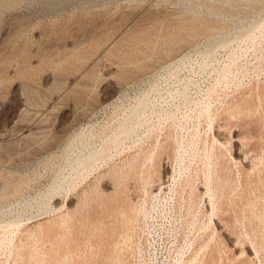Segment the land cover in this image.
Returning a JSON list of instances; mask_svg holds the SVG:
<instances>
[{
	"label": "rangeland",
	"instance_id": "1",
	"mask_svg": "<svg viewBox=\"0 0 264 264\" xmlns=\"http://www.w3.org/2000/svg\"><path fill=\"white\" fill-rule=\"evenodd\" d=\"M0 78V264H264V0H0ZM140 100L152 118L82 167L98 133ZM214 133L246 189L206 229L208 203L186 216V202L205 189Z\"/></svg>",
	"mask_w": 264,
	"mask_h": 264
},
{
	"label": "bare ground",
	"instance_id": "2",
	"mask_svg": "<svg viewBox=\"0 0 264 264\" xmlns=\"http://www.w3.org/2000/svg\"><path fill=\"white\" fill-rule=\"evenodd\" d=\"M182 23V22H181ZM157 24V23H156ZM204 25V24H203ZM182 26V25H181ZM180 26V27H181ZM255 26V25H254ZM177 27V26H176ZM258 27V26H257ZM192 28V27H191ZM260 28V27H259ZM258 28V29H259ZM183 29V28H182ZM254 29V28H253ZM257 29V30H258ZM205 30V29H204ZM180 31V30H179ZM260 31V30H259ZM147 32V31H146ZM249 32V31H248ZM153 33V32H152ZM251 33L252 32H249L248 34H250L251 35ZM247 34V35H248ZM254 34V33H253ZM114 35V34H113ZM146 35V34H145ZM245 35V34H244ZM143 36V35H142ZM173 36V35H172ZM150 38H151V36H150ZM173 38V37H172ZM238 38V37H237ZM249 38V37H248ZM149 39V38H148ZM172 40V39H171ZM180 40H182L181 38H180ZM241 39H239V41H240ZM249 40H250V38H249ZM107 41V40H106ZM136 41V40H135ZM134 41V42H135ZM152 42H154V41H152ZM179 42V41H178ZM222 42V41H221ZM243 42V41H242ZM155 43V42H154ZM94 44V43H93ZM119 44V43H118ZM176 44H177V42H176ZM180 44V43H179ZM135 45V44H134ZM218 45H219V43H218ZM221 45V44H220ZM224 46V45H223ZM94 48V47H93ZM82 49V48H81ZM79 50V49H78ZM150 50V49H149ZM75 51V50H74ZM139 51V50H138ZM151 51V50H150ZM120 52V51H119ZM127 52V51H126ZM160 52V51H159ZM110 53V52H109ZM118 53V52H117ZM130 53V52H129ZM133 53V52H132ZM121 54V53H120ZM131 54V53H130ZM139 54V53H138ZM109 55V54H108ZM88 56V55H87ZM86 56V57H87ZM123 57V56H122ZM131 57V56H130ZM32 58V57H31ZM76 58V57H75ZM135 58V57H134ZM116 59V58H115ZM123 59V58H122ZM67 61V60H66ZM130 61V60H129ZM139 61V60H138ZM141 61H143V60H141ZM127 62V61H126ZM29 63V62H28ZM130 63V62H129ZM139 63H141V62H139ZM138 63V64H139ZM68 64V63H67ZM30 65V64H29ZM81 66V65H80ZM123 67V66H122ZM33 69V68H32ZM34 70V69H33ZM26 71V70H25ZM60 71V70H59ZM20 72H22V71H20ZM73 72V71H72ZM125 72V71H124ZM64 73V72H63ZM36 75V74H35ZM93 76V75H92ZM90 77V76H89ZM95 77V76H94ZM87 78V77H86ZM1 79V78H0ZM94 80V79H93ZM5 81V80H4ZM9 81V80H8ZM88 81V80H87ZM95 82V81H94ZM97 82V81H96ZM6 83V82H5ZM39 83V82H38ZM84 83V82H83ZM87 83V82H86ZM90 83V82H89ZM92 83V82H91ZM65 84V83H64ZM85 84V83H84ZM83 84V85H84ZM249 85V84H248ZM81 86H82V84H81ZM86 86V85H85ZM93 86V85H92ZM97 86H98V84H97ZM253 86V85H252ZM58 87V86H57ZM84 87V86H83ZM87 87H89V86H87ZM242 88V87H241ZM153 89V88H152ZM247 89V88H246ZM259 89V88H258ZM154 90V89H153ZM242 90V89H241ZM39 91V90H38ZM240 92V91H239ZM262 93V92H261ZM37 94V93H36ZM75 94V93H74ZM251 94V93H250ZM249 94V95H250ZM236 95V94H235ZM241 95V94H240ZM244 96H246V95H244ZM248 96V95H247ZM255 96V95H254ZM258 96V95H257ZM232 97V96H231ZM231 97H230V99H231ZM242 97V96H241ZM260 97V96H259ZM40 98V97H39ZM253 98V97H252ZM139 99V98H138ZM143 99V98H142ZM141 99V100H142ZM145 99V98H144ZM234 99V98H233ZM138 101V103L131 109H127V110H125L124 111V117L123 118H121V119H118V120H113V122H111L112 123V127H110V134H108V133H106V132H102V133H98V137L99 136H107L106 138H103V140H101L102 142L99 144V146L98 147H95V145H94V147H92V149H90L89 150V152L87 153V154H85V153H82L81 155H79V157H78V162H79V164L83 167V166H87V165H92V164H95V163H98L99 162V160H100V158L102 157V155L103 154H105V152H106V148L103 146V143L105 142V141H108V140H113L114 142H116V141H118L119 142V139H118V137L119 136H125L124 138L125 139H123V142L124 143H126L125 141H126V138H130L133 134H135L136 132H137V129L136 128H138L139 126H141V125H143V124H146L151 118H152V116L149 114V115H146V113L148 112V111H150L148 108V106H147V104H145L144 105V103L142 102V101ZM232 100V99H231ZM238 100V99H237ZM144 101V100H143ZM256 101V100H255ZM237 103H239L238 101H236ZM236 103V104H237ZM244 103H245V101H244ZM257 104V103H256ZM229 105V104H228ZM233 105V104H232ZM249 105V104H248ZM261 105H262V103H261ZM260 105V106H261ZM240 106H241V104H240ZM250 106V105H249ZM229 107V106H228ZM248 107V106H247ZM251 107V106H250ZM226 108V107H225ZM254 108V107H253ZM259 108V107H258ZM263 108V107H262ZM151 109V108H150ZM229 109V108H228ZM238 109V108H237ZM241 109H243V107L242 108H240L239 110H241ZM226 110V109H225ZM247 110V109H246ZM253 110L254 109H252V112H253ZM258 110V109H257ZM151 111H152V109H151ZM227 111V110H226ZM229 111V110H228ZM245 111V110H244ZM250 111V110H249ZM231 112V111H230ZM232 112H233V114L235 113L234 112V110H232ZM240 112H242V111H240ZM258 112V111H257ZM223 113V112H222ZM227 112H225V114H226ZM239 113V112H238ZM244 113V112H243ZM248 113H250V112H248ZM254 113V112H253ZM144 114V115H143ZM224 114V115H225ZM232 114V113H231ZM230 114V115H231ZM257 114V113H256ZM167 115V114H166ZM204 115V114H203ZM212 115V114H211ZM210 115V116H211ZM227 115H228V113H227ZM229 115V116H230ZM241 115H243V114H241ZM255 115V114H254ZM140 116H143L144 117V120L143 121H141V120H139L140 119ZM160 116L162 117V116H164V114H160ZM235 116V115H234ZM239 116V115H238ZM168 117V116H167ZM219 117V116H218ZM232 117V116H231ZM240 117V116H239ZM172 118V117H171ZM170 118V119H171ZM211 118V117H210ZM214 119H217V118H214ZM242 119V118H241ZM247 119H249L248 117H247ZM227 120V119H226ZM230 120V119H229ZM236 120H237V118H236ZM239 120V119H238ZM263 120V119H262ZM174 121V120H173ZM231 121V120H230ZM240 121V120H239ZM167 122V121H166ZM260 122V121H259ZM172 123V122H171ZM232 123V122H231ZM237 123V122H236ZM240 123V122H239ZM242 123V122H241ZM250 124V123H249ZM171 125V124H170ZM169 125V126H170ZM174 125V124H173ZM144 126V125H143ZM142 127V126H141ZM164 128H166V127H164ZM173 128V127H172ZM252 128V127H251ZM93 129V128H92ZM250 129V128H249ZM168 130V129H167ZM166 130V131H167ZM170 130H171V128H170ZM169 130V131H170ZM160 131V130H159ZM245 131V130H244ZM82 132V131H81ZM87 133V131H83L81 134H79V135H77L75 138H74V140L71 142V144H70V147H72L77 141H80V142H82V135L84 134V133ZM173 132V131H172ZM91 133V132H90ZM155 133V132H154ZM153 133V134H154ZM163 133H165L164 131H163ZM246 133V132H245ZM88 134V133H87ZM94 133L92 132V135H93ZM220 134V133H219ZM239 134H241V133H239ZM259 134V133H258ZM86 135V134H85ZM84 135V136H85ZM157 135V134H156ZM171 135V134H170ZM174 135V134H173ZM243 135V134H242ZM89 136H91V135H89ZM134 136H136V135H134ZM140 136V135H139ZM154 136V135H153ZM158 136H160V134L158 135ZM168 136V135H167ZM172 136V135H171ZM203 136V135H202ZM206 136V135H205ZM211 136V135H210ZM255 136V135H254ZM94 137V136H93ZM92 137V138H93ZM138 137V136H137ZM151 137V136H150ZM164 137H165V134H164ZM178 137V136H177ZM244 137V136H243ZM246 137H247V134H246ZM87 138H89V137H87ZM100 138V137H99ZM99 138H98V140H99ZM140 138V137H139ZM169 138V137H168ZM200 138V137H199ZM205 138V137H204ZM221 137H218L217 135H216V133H214V135H213V139H212V142H213V144H212V147L211 148H213L214 147V149L213 150H211L210 152H209V154L207 153L206 155H204V157H206L207 158V166H206V169L204 170V171H202V172H204V177H205V183H204V185H205V189H204V191H200L199 190V193H198V191L196 192L195 190V192L197 193V198H198V200H200V201H198L196 198H194V195L192 196V197H190L189 196V198H188V200H187V202H186V204H187V215L186 216H190V215H192V213L194 212V209H195V207L197 206V208H196V211H195V213H197V212H201V211H204L205 209H206V206H205V204H206V202L208 203V205H209V207H210V218H209V222H208V224L206 225V229H210L211 227H212V224H213V226H214V228H217L216 227V225H215V215L219 212V214H220V216H221V214L222 213H220V211L221 210H224V208H223V205L225 204V202L226 201H231L232 199L234 200L235 198L236 199H238L239 200V198H238V196L240 195V193H241V190L244 188V185H243V180H244V169L241 167V165L239 164V161H238V157H236V156H234L232 153H230V158H228V157H226V154L225 153H223L224 151H223V149H225L226 151L225 152H228V151H230V149L229 148H227V146L224 144V141L223 140H221L220 139ZM231 138H233V137H231ZM101 139V138H100ZM131 139V138H130ZM143 139V138H142ZM149 139V138H148ZM157 139V138H156ZM173 139V138H172ZM245 139V138H244ZM251 139V138H250ZM250 139H248V140H250ZM253 139V138H252ZM257 139V138H256ZM262 139V138H261ZM128 140V139H127ZM141 140V139H140ZM183 140V139H182ZM239 140V139H238ZM241 140V139H240ZM255 140V139H254ZM89 141V140H88ZM88 141H86V142H88ZM96 141V140H95ZM144 141H145V139H144ZM148 141V140H147ZM153 141V140H152ZM166 141V140H165ZM189 141V140H188ZM246 141V140H245ZM84 142V141H83ZM82 142V143H83ZM113 142V143H114ZM117 142V143H118ZM154 142V141H153ZM191 142V141H190ZM194 142V141H193ZM203 142H205V141H203ZM246 142H248V141H246ZM252 142V141H251ZM253 142H255V141H253ZM258 142V141H257ZM256 142V143H257ZM81 143V144H82ZM113 143L111 144V146L113 145ZM143 142H141V144H142ZM152 143V142H151ZM163 143V142H162ZM195 143V142H194ZM207 143V142H206ZM229 143V142H228ZM261 143V142H260ZM98 144V143H97ZM139 144V143H138ZM137 144V145H138ZM144 144H146V143H144ZM173 144V143H172ZM198 144V143H197ZM209 144V143H208ZM87 145H89V144H87ZM149 145H150V143H149ZM148 145V146H149ZM183 145V144H182ZM186 145V144H185ZM203 145H204V143H203ZM231 145V144H230ZM242 145V144H241ZM248 145H249V143H248ZM75 146V145H74ZM86 146V145H85ZM84 146V147H85ZM125 146V145H124ZM134 146V145H133ZM145 146H147V145H144V148H145ZM153 146H154V144H153ZM173 146V145H172ZM177 146H179V145H177ZM201 146V145H200ZM232 146V145H231ZM244 146H245V144H244ZM8 147V146H7ZM82 147V146H81ZM83 147V148H84ZM136 147V146H135ZM180 147V146H179ZM199 147V146H198ZM229 147V146H228ZM256 147V146H255ZM67 148V147H66ZM78 148V147H77ZM76 148V149H77ZM86 148V147H85ZM108 148V147H107ZM168 148V147H167ZM174 148V147H173ZM231 148V147H230ZM246 149H247V147H245ZM68 149H70V148H68ZM73 149V148H72ZM89 149V148H88ZM114 149H115V147H114ZM113 149V150H114ZM124 149V148H123ZM132 149V148H131ZM138 149V148H137ZM202 149H203V147H202ZM204 149H205V146H204ZM74 150V149H73ZM87 150V149H86ZM110 150V148L108 149V151ZM150 150V149H149ZM196 150V149H195ZM241 150V149H240ZM262 150H263V148H262ZM122 151V150H121ZM120 151V152H121ZM138 151V150H137ZM161 151H163L162 149H161ZM199 151V150H198ZM245 151V150H244ZM249 151V150H248ZM69 152H71V151H69ZM146 152H147V150H146ZM145 152V153H146ZM159 152H160V150H159V147H157V148H154L152 151H151V153L150 154H148V156H146V161L144 162L145 163V165H146V163H147V161H149V162H153L152 164H154V161L155 160H157L156 158H157V156H158V154H159ZM172 152H174L173 150H172ZM205 152H207V151H205ZM246 152V151H245ZM263 152V151H262ZM68 153V152H67ZM124 153V152H123ZM149 153V152H148ZM202 153H203V151H202ZM229 153V152H228ZM249 153V152H248ZM257 153H258V151H257ZM260 153V152H259ZM258 153V154H259ZM118 154V153H117ZM141 154V153H140ZM143 154V153H142ZM141 154V155H142ZM176 154V153H175ZM127 155V154H126ZM131 155V154H130ZM144 155V154H143ZM193 156H194V154H192ZM202 155V154H201ZM238 155V154H237ZM243 155V154H242ZM241 155V156H242ZM252 155H253V153H252ZM71 156V155H70ZM110 156V155H109ZM118 156V155H117ZM199 156V155H198ZM126 157V156H125ZM165 157V156H164ZM197 157V156H196ZM202 156H200L199 158H201ZM248 157V156H247ZM251 157V156H250ZM253 157V156H252ZM256 157V156H255ZM112 158V157H111ZM133 158V157H132ZM137 158H138V156H137ZM192 158V157H191ZM195 158V157H194ZM257 159H258V157H256ZM68 159V158H67ZM75 159V158H74ZM123 159V158H122ZM135 159V158H134ZM196 159V158H195ZM194 159V160H195ZM202 159H203V157H202ZM202 159H198L199 161L200 160H202ZM240 159V158H239ZM242 159H243V157H242ZM250 159L251 158H249V161H250ZM257 159H255V160H257ZM63 161H64V159H62ZM69 160V159H68ZM104 160V159H103ZM140 160V159H139ZM171 160V159H170ZM243 160H245V159H243ZM261 160V159H260ZM70 161V160H69ZM76 162H77V160H75ZM130 161V160H129ZM134 161V160H133ZM136 161V160H135ZM144 161V160H143ZM246 161V160H245ZM259 161V160H258ZM206 162V161H205ZM247 162V161H246ZM66 163V162H65ZM196 163V162H195ZM243 163V162H242ZM254 163V162H253ZM252 163V164H253ZM64 164V163H63ZM122 164V163H121ZM124 164V163H123ZM142 164V163H141ZM161 164V163H160ZM232 164L233 165H235V170L233 169V167H232ZM137 165V164H136ZM144 165V164H143ZM193 165V164H192ZM199 165H200V163H199ZM244 165V164H243ZM64 166H66V165H64ZM113 166V165H112ZM122 166V165H121ZM197 166V165H196ZM256 166V165H255ZM261 166V165H260ZM77 167H79V166H77ZM131 168V161L130 162H127L126 164H124V166H123V168L122 169H124V168ZM146 167V166H145ZM198 167V166H197ZM244 167V166H243ZM247 167V166H246ZM264 167V166H263ZM63 168V167H62ZM76 168V167H75ZM93 168V167H92ZM95 168V167H94ZM119 168V167H118ZM121 168V167H120ZM140 168V167H139ZM142 168V167H141ZM149 168H150V165H149ZM161 168V167H160ZM195 168V167H194ZM204 168V167H203ZM251 168H253V167H251ZM88 169V168H87ZM98 169H99V167H98ZM101 169H102V167H101ZM115 169V168H114ZM122 169H119L118 171H116V172H113V174L111 175V179H113L114 180V182L115 183H117L119 180L121 181V179H122V176H121V173H123L122 171ZM146 169L147 168H145V171H146ZM165 169V168H164ZM196 169V168H195ZM194 169V170H195ZM257 168L255 167V170H256ZM259 169V168H258ZM92 170V169H91ZM116 170H117V168H116ZM140 170V169H139ZM246 170V169H245ZM254 170V169H253ZM254 170V171H255ZM60 171V170H59ZM65 171V170H64ZM84 170H82V172H83ZM163 171V170H162ZM191 171V170H190ZM198 171V170H197ZM258 171V170H257ZM81 172V171H80ZM110 172H111V170H110ZM126 172V171H125ZM129 172H130V170H129ZM155 175H158V177H160V179H161V174H160V171H159V169H157V168H155ZM260 172V171H259ZM76 173H77V175L78 174H80V173H78L77 171H76ZM108 173V172H107ZM152 173H153V171H152ZM165 173H167V172H165ZM197 173V172H196ZM262 173V172H261ZM82 174V173H81ZM80 174V175H81ZM84 174V173H83ZM104 174V173H103ZM200 174H201V172H200ZM199 174V175H200ZM203 174V173H202ZM249 174V173H248ZM153 175V174H152ZM152 175L151 174H149L148 175V180L146 181L147 183H148V181H150L149 180V178L150 177H152ZM195 175V174H194ZM83 176V175H82ZM102 176V175H101ZM108 176V175H107ZM106 176V177H107ZM134 176V175H133ZM142 176V175H141ZM140 176V177H141ZM249 176H251V175H249ZM253 176H255V174L253 175ZM258 176V175H257ZM260 176V175H259ZM258 176V177H259ZM105 177V178H106ZM109 177V176H108ZM132 177V176H131ZM138 177H139V175H138ZM197 177V176H196ZM262 177V176H261ZM66 178V177H65ZM85 178V177H84ZM101 178V177H100ZM102 178H104V177H102ZM104 178V179H105ZM127 178V177H126ZM154 178H156V177H154ZM164 178V177H163ZM189 178V177H188ZM111 179H110V182H111ZM140 178H138V180H139ZM158 179V178H157ZM194 179V178H193ZM112 180V181H113ZM186 180V179H185ZM97 181V180H96ZM104 181V180H103ZM137 181V180H136ZM161 182V181H160ZM193 182V180L191 181V183ZM195 182V181H194ZM247 182V181H246ZM254 182V181H253ZM27 183V182H26ZM100 183H101V181H100ZM112 183V182H111ZM121 183V182H120ZM129 183V182H128ZM127 183V184H128ZM145 183V182H144ZM146 183V184H147ZM186 183H188V182H186ZM202 183V182H201ZM255 183V182H254ZM22 184V183H21ZM73 184V183H72ZM102 184V183H101ZM112 184H114V183H112ZM124 184V183H123ZM138 184V183H137ZM203 184V183H202ZM253 184V183H252ZM256 184V183H255ZM98 185H99V182H98ZM148 185V184H147ZM151 185V184H150ZM150 185H148V186H150ZM154 185V184H153ZM152 185V186H153ZM186 185V184H185ZM191 185V184H190ZM189 185V186H190ZM195 185V184H194ZM91 186H92V184H91ZM148 186L146 187V185H145V188L147 189L148 188ZM184 186V185H183ZM188 186V187H189ZM250 186H251V184H250ZM264 186V185H263ZM9 187V186H8ZM65 187V186H64ZM107 187V186H106ZM116 187V186H115ZM123 187H125V186H123ZM144 187V186H143ZM187 187V186H186ZM196 187V186H195ZM247 187V186H246ZM252 187V186H251ZM4 188H7V187H4ZM10 188V187H9ZM61 188H62V186H60V185H57V186H53L52 188H51V191L52 192H54V191H60L61 190ZM69 188H71V187H69ZM95 189V187L93 188V190ZM100 189V188H99ZM103 189V188H102ZM129 189V188H128ZM146 189H144V193H145V197H144V203H145V205H146V203H147V195H148V192H147V190ZM189 189H191V187L189 188ZM196 189V188H195ZM244 189H246V188H244ZM248 189V188H247ZM252 189V188H251ZM6 190V189H5ZM92 190V191H93ZM114 190V189H113ZM253 190V189H252ZM13 192H14V190H12ZM11 191V192H12ZM97 191H98V189H97ZM96 191V192H97ZM138 191H140V190H138ZM248 191V190H247ZM255 191H257V190H255ZM254 191V192H255ZM3 192V191H2ZM90 192V191H89ZM60 193H61V191H60ZM105 193V192H104ZM103 193V194H104ZM247 193V192H246ZM246 193H245V196H246ZM84 194V193H83ZM112 194V193H111ZM191 194V193H190ZM242 194V193H241ZM254 194V193H253ZM52 195V194H51ZM61 195V194H60ZM100 195V194H99ZM122 195H124V194H122ZM59 196V195H58ZM84 196V195H83ZM87 196H89V194L87 195ZM101 196V195H100ZM195 196H196V194H195ZM242 196V195H241ZM241 196H240V198H241ZM91 197H92V195H91ZM243 197V196H242ZM251 197V196H250ZM256 197V196H255ZM52 198V197H51ZM54 198V197H53ZM84 198V197H83ZM105 198V197H104ZM92 199V198H91ZM111 199V198H110ZM187 199V198H186ZM49 200H50V197H49ZM87 200V199H86ZM94 200V199H93ZM126 200V199H125ZM247 200V199H246ZM82 201V200H81ZM90 201V200H89ZM236 201V200H235ZM241 201V200H240ZM254 201V200H253ZM252 201V202H253ZM126 202H127V200H126ZM237 202H239V201H237ZM248 202V201H247ZM50 203V202H49ZM253 203H255V202H253ZM252 203V204H253ZM243 205H245L246 206V203L244 204V203H242ZM95 205V204H94ZM139 205V204H138ZM240 206V204H237V206ZM248 205H250V203L248 204ZM255 204H253V206H254ZM258 205V204H257ZM46 206H48V204L46 205ZM69 206V205H68ZM111 206V205H110ZM236 206V205H235ZM138 207V206H137ZM250 207V206H249ZM248 207V208H249ZM48 208V207H47ZM65 208H67V207H65ZM77 208V207H76ZM82 208V207H81ZM229 208H230V205H229ZM231 208H232V206H231ZM238 208V207H237ZM245 208V207H244ZM247 208V209H248ZM264 208V207H263ZM120 209V208H119ZM133 209V208H132ZM233 209V208H232ZM243 209V208H242ZM256 209H258V207L256 208ZM255 209V210H256ZM44 210H45V208H44ZM51 210V209H50ZM63 210V209H62ZM81 210V209H80ZM69 211V210H68ZM82 211V210H81ZM228 211V210H227ZM251 211V210H250ZM47 212V211H46ZM77 212V211H76ZM76 212H75V214H76ZM138 219H136L137 220V224H138V229H139V232L141 233L139 236H138V238H139V240H140V242L142 243V245H144V240H145V235H146V229H145V226H146V218H147V213H146V209H145V207H142L141 206V203H140V206H139V209H138ZM232 212V211H231ZM231 212H228V213H231ZM88 213H89V211H88ZM194 213V214H195ZM235 213H236V211H235ZM80 214V213H79ZM78 214V215H79ZM136 214V213H135ZM245 214V213H244ZM261 214H262V212H261ZM224 215V214H223ZM227 215V214H226ZM66 216V215H65ZM72 216V215H71ZM239 216V215H238ZM256 216V215H255ZM254 216V217H255ZM61 217V216H60ZM136 217V216H135ZM217 217H219V216H217ZM249 217V216H248ZM251 217V216H250ZM62 218V217H61ZM60 218V219H61ZM64 218H66V217H64ZM116 218V217H115ZM187 218V217H186ZM236 218V217H235ZM239 218V217H238ZM243 218V217H242ZM260 218V217H259ZM58 219V218H57ZM98 219V218H97ZM54 220V219H53ZM77 220V219H76ZM256 220V219H255ZM64 221H66V220H62V222H64ZM135 221V220H134ZM60 222V221H59ZM61 222V223H62ZM79 222V221H78ZM94 222V221H93ZM88 223V222H87ZM126 223V222H125ZM201 224V223H200ZM256 224V223H255ZM59 225V224H58ZM102 225V224H101ZM60 226V225H59ZM78 226V225H77ZM105 226V225H104ZM256 226V225H255ZM136 227V228H137ZM197 227V226H196ZM200 227H201V225H200ZM237 227V226H236ZM37 228V227H36ZM47 228V227H46ZM67 228V227H66ZM72 228V227H71ZM95 228V227H94ZM109 228V227H108ZM198 228V227H197ZM246 228V227H245ZM198 229H200V228H198ZM249 229V228H248ZM24 230V229H23ZM47 230V229H46ZM95 230V229H94ZM125 230V229H124ZM214 230V229H213ZM28 231H30V232H32L31 231V229L29 230L28 229ZM41 231V230H40ZM76 231V230H75ZM138 231V230H137ZM201 231H203V230H201ZM25 232V231H24ZM23 232V233H24ZM84 232V231H83ZM86 232V231H85ZM94 232V231H93ZM125 232V231H124ZM132 232V231H131ZM136 232V231H135ZM231 232V231H230ZM250 232V231H249ZM48 233V232H47ZM46 233V234H47ZM54 233V232H53ZM215 233V232H214ZM30 233H28V235H29ZM34 234V233H33ZM39 234V233H38ZM41 234V233H40ZM32 235V234H31ZM212 235V234H211ZM33 236V235H32ZM76 236V235H75ZM217 236V235H216ZM34 237V236H33ZM56 237V236H55ZM214 237V236H213ZM38 238V237H37ZM130 238V237H129ZM134 238H135V236H134ZM27 239H28V237H27ZM81 239V238H80ZM80 239L78 240V241H80ZM84 239V238H83ZM128 239V238H127ZM209 239V238H208ZM23 240V239H22ZM32 240V239H31ZM59 240V239H58ZM115 240V239H114ZM113 240V241H114ZM213 240V239H212ZM27 241V240H26ZM28 241H30V239L28 240ZM32 241H34V240H32ZM48 241V240H47ZM50 241V240H49ZM57 241V240H56ZM218 241V240H217ZM220 241V240H219ZM72 242V241H71ZM76 242V241H75ZM84 242V241H83ZM212 242V241H211ZM254 242V241H253ZM21 243V242H20ZM74 243V242H73ZM210 243V242H209ZM13 244V243H12ZM72 244V243H71ZM87 244V243H86ZM218 244V243H217ZM31 245V244H30ZM10 246V245H9ZM12 246V245H11ZM58 246V245H57ZM209 246V245H208ZM71 247V246H70ZM224 247V246H223ZM15 248V247H14ZM28 248V247H27ZM95 249V248H94ZM228 249V248H227ZM68 250V249H67ZM144 250V249H143ZM206 250H207V248H206ZM210 250V249H209ZM219 250V249H218ZM15 251V250H14ZM204 251V250H203ZM93 252V251H92ZM206 252V251H205ZM204 254V253H203ZM17 255V254H16ZM24 255V254H23ZM45 255V254H44ZM202 255V254H201ZM242 255V254H241ZM10 256V255H9ZM240 256V255H239ZM243 256V255H242ZM202 257V256H201ZM201 257H199V258H201ZM210 257V256H209ZM100 258V257H99ZM223 258V257H222ZM19 259V258H18ZM26 259V258H25ZM202 259H204V258H202ZM228 259V258H227ZM12 260V259H11ZM56 260V259H55ZM198 261H200L199 259H198ZM232 261V260H231ZM7 262V261H6ZM37 262V261H36ZM91 262V261H90ZM202 262V261H201ZM200 262V263H201ZM204 262V261H203ZM208 262V261H207ZM27 263V262H26ZM29 263H30V261H29ZM199 263V264H200ZM219 263H221V262H219ZM7 264V263H6ZM11 264V263H10Z\"/></svg>",
	"mask_w": 264,
	"mask_h": 264
},
{
	"label": "built area",
	"instance_id": "3",
	"mask_svg": "<svg viewBox=\"0 0 264 264\" xmlns=\"http://www.w3.org/2000/svg\"><path fill=\"white\" fill-rule=\"evenodd\" d=\"M146 252H147V251L145 250V252H144L143 255H144L145 259H146V263H148V258H147V256H146ZM138 260H139V258H138ZM136 262H137V261H136ZM136 264H137V263H136Z\"/></svg>",
	"mask_w": 264,
	"mask_h": 264
}]
</instances>
